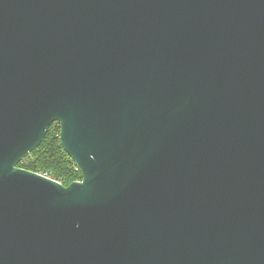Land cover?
I'll return each instance as SVG.
<instances>
[{
	"label": "water",
	"instance_id": "1",
	"mask_svg": "<svg viewBox=\"0 0 264 264\" xmlns=\"http://www.w3.org/2000/svg\"><path fill=\"white\" fill-rule=\"evenodd\" d=\"M0 264H264V0H0Z\"/></svg>",
	"mask_w": 264,
	"mask_h": 264
},
{
	"label": "trees",
	"instance_id": "2",
	"mask_svg": "<svg viewBox=\"0 0 264 264\" xmlns=\"http://www.w3.org/2000/svg\"><path fill=\"white\" fill-rule=\"evenodd\" d=\"M60 133V123H52L42 144L20 161L18 165L61 179L65 185L82 179L81 170L61 144Z\"/></svg>",
	"mask_w": 264,
	"mask_h": 264
},
{
	"label": "rangeland",
	"instance_id": "3",
	"mask_svg": "<svg viewBox=\"0 0 264 264\" xmlns=\"http://www.w3.org/2000/svg\"><path fill=\"white\" fill-rule=\"evenodd\" d=\"M52 177V176H51ZM54 178V177H53ZM56 179V178H55ZM57 180H59V181H61L62 182V180L61 179H57Z\"/></svg>",
	"mask_w": 264,
	"mask_h": 264
}]
</instances>
